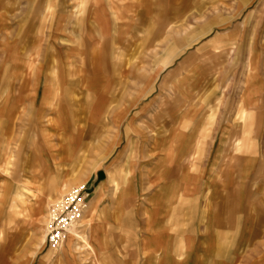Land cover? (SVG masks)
<instances>
[{
    "label": "rangeland",
    "instance_id": "obj_1",
    "mask_svg": "<svg viewBox=\"0 0 264 264\" xmlns=\"http://www.w3.org/2000/svg\"><path fill=\"white\" fill-rule=\"evenodd\" d=\"M82 1L0 0V264H264V0ZM50 85L58 111L40 115ZM185 120L204 149L158 180L150 130L161 142ZM81 185L83 220L53 249L50 220ZM146 212L181 259L153 258Z\"/></svg>",
    "mask_w": 264,
    "mask_h": 264
},
{
    "label": "crops",
    "instance_id": "obj_2",
    "mask_svg": "<svg viewBox=\"0 0 264 264\" xmlns=\"http://www.w3.org/2000/svg\"><path fill=\"white\" fill-rule=\"evenodd\" d=\"M84 2V0L82 1ZM47 91H44L43 96L44 98H46L45 102H42L41 105L37 106V111L38 114H42L43 110H44V106H49L50 108L48 109L50 112H57L58 111V105H59V95H60V89L57 85H50L47 89ZM245 104L247 105L248 102L245 99ZM162 110V109H161ZM165 110V109H164ZM255 111L254 109L252 110V112ZM251 112V113H252ZM244 113H242V119H243V123L244 124H253V123H257L258 124V120H253L254 115H251L250 113H245V115H243ZM249 114V115H248ZM158 118V116H157ZM154 118V124L156 125L158 122V119ZM123 118H118L115 120V124L117 125V133H116V137L118 136V134H122V129H121V122ZM189 120V119H188ZM181 128L184 129L182 132L178 133L176 136L172 137V136H167L166 138H164L163 140H161V142H157V134H159L162 131V128H158L156 130H150L151 133L155 132V134H151L148 135L150 139H152L153 144H152V148L150 150V152H154L155 150H160L162 151V155L160 156L159 159L162 161L163 164V170L162 173L159 175L158 180H163L165 179V177H168L170 175V165L173 163V161L176 162H183L185 157H189V156H198L199 154H201L202 150L204 149V138L206 137L205 133L200 131L199 129L197 130H193L188 136H186L185 131V127L189 126L190 121H186L183 123H181ZM150 127V125L148 126ZM138 134L140 135V137L142 139H145L147 137V135L143 132H138ZM127 142L130 145V152L129 154L126 156L125 161H126V167H127V171L122 173L123 171H121L120 174H118L117 176L113 177L112 183H114L113 185L115 186V189H120V197H129L130 195H132V180L134 179V175L132 172V167L131 166V162L135 156V151L137 149V146L134 147V142H131L130 140V136L129 133L127 132ZM155 136V137H154ZM195 140L197 141V144L192 148V150H189L190 148H187V141H191V140ZM252 138V136H251ZM121 139V138H120ZM136 148V149H135ZM189 151V153H188ZM246 152V151H245ZM188 153V154H187ZM247 153H249L250 156H248L252 161L255 160L254 157V151H248ZM163 158V159H162ZM183 164V163H182ZM193 166V165H191ZM168 175V176H167ZM156 178V179H157ZM151 178H149L150 180ZM154 180V179H153ZM120 185V188L118 187ZM55 186V185H54ZM65 185H62V189ZM61 187V186H60ZM59 187V189H60ZM57 190V186L54 187ZM61 189V190H62ZM60 190V191H61ZM59 191V190H58ZM93 208L90 207V213L92 212ZM161 210L163 211L164 215L166 212V208L162 207ZM147 216L145 217V219H143V222L145 224H147V226H153L154 229V225H157L158 229L155 231L153 230L151 232V242L149 243V252L153 255V258H155V260H159L160 257H158L160 254H158L160 247L162 248L164 246L165 248V255L163 256L166 260L172 261L173 259L175 260V258L177 259H181L182 256L187 253V249L185 247L184 244L181 245H177L176 247L172 246V238H168V234L167 231L165 229V225H161L158 222H154L155 218L152 217L150 214H148V212H146ZM83 219H81L82 221ZM171 241V244H170ZM77 245H75L76 247ZM79 248V247H78ZM77 250V247L75 248ZM168 252V253H167ZM97 258V262L99 263V257L98 255H96ZM176 264H181V261L176 262Z\"/></svg>",
    "mask_w": 264,
    "mask_h": 264
},
{
    "label": "built area",
    "instance_id": "obj_3",
    "mask_svg": "<svg viewBox=\"0 0 264 264\" xmlns=\"http://www.w3.org/2000/svg\"><path fill=\"white\" fill-rule=\"evenodd\" d=\"M89 196L85 186H79L71 191L62 201L60 207L50 220L46 243L56 249L63 243L68 229L77 224Z\"/></svg>",
    "mask_w": 264,
    "mask_h": 264
},
{
    "label": "bare ground",
    "instance_id": "obj_4",
    "mask_svg": "<svg viewBox=\"0 0 264 264\" xmlns=\"http://www.w3.org/2000/svg\"><path fill=\"white\" fill-rule=\"evenodd\" d=\"M60 205H61V204H60ZM60 205H59V207H60ZM54 215H55V214H54ZM53 217H54V216H53ZM53 217H52V218H53ZM52 218H51V219H52ZM80 219H81V218H80ZM80 219H79V221H80ZM79 221H78V222H79ZM78 222H77V224H78ZM77 224H76V225H77ZM74 226H75V225H74ZM74 226H73V227H74ZM73 227H71L70 229H68V231H69V235H71V234H70L71 231H76V228H73ZM77 227H79V226L77 225ZM68 231H67V232H68ZM82 239H83V238H82ZM76 247H77V246H76ZM76 247H75V248H76Z\"/></svg>",
    "mask_w": 264,
    "mask_h": 264
}]
</instances>
